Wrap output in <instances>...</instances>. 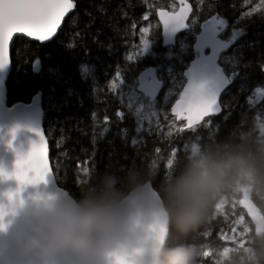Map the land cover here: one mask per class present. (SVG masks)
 I'll use <instances>...</instances> for the list:
<instances>
[{"label":"trees","instance_id":"obj_1","mask_svg":"<svg viewBox=\"0 0 264 264\" xmlns=\"http://www.w3.org/2000/svg\"><path fill=\"white\" fill-rule=\"evenodd\" d=\"M175 1L74 0L76 7L51 41L40 43L22 36L14 40L8 103L40 97L53 171L59 185L75 200L98 191L103 178L112 176L123 199L150 183L167 210L175 178L197 162L223 178L222 188L238 180L245 182V177L253 189L264 186V151L259 147L258 129L264 103L250 106L247 102L250 96L256 97L257 90L264 91V0H186L194 5L192 17L198 21L191 25V33L180 38L189 35L186 39L193 44L201 23L218 13L226 22L223 38L233 40L224 54L230 59L222 60L232 80L221 98L223 111L207 123L186 129L184 120L176 121L171 115L183 86L177 87L162 115L150 121L151 129L144 122V131H136L144 118L136 105L127 107L123 93L127 85L150 67L157 69L165 87L164 69L181 70L177 81L184 85L183 71L194 59L192 48L182 54L177 46L164 48L161 41L156 12L172 10ZM149 21L153 53L133 55ZM82 68L88 69L87 75ZM162 97L151 109L161 107ZM216 195L207 202L201 221L187 230L169 218L165 249L191 246L196 250L194 264H213L210 253L226 245L224 235L234 220L227 205L219 208ZM254 200L264 214V204L256 196ZM254 235L252 225L246 246Z\"/></svg>","mask_w":264,"mask_h":264},{"label":"water","instance_id":"obj_2","mask_svg":"<svg viewBox=\"0 0 264 264\" xmlns=\"http://www.w3.org/2000/svg\"><path fill=\"white\" fill-rule=\"evenodd\" d=\"M73 10L66 14L60 29ZM194 10L195 7L190 1L181 4L176 10H157L156 18L161 27V41L164 48L175 46L180 36L188 32ZM184 13L187 14L185 22L189 26L179 31L163 29L164 16L178 17ZM213 17L220 19L218 13L209 16L201 23L199 32L195 36L192 45L194 59L183 71L185 83L178 99L171 106V114L174 118L176 116L172 109L181 100L184 86L189 82L194 86H203L208 90L223 88L219 96L222 110L211 117L220 115L223 111L221 98L232 84V80L220 60L222 54L231 47L232 43L221 37V25L213 23L211 20ZM21 36L40 43H47L55 37L41 42L26 34H15L9 42L6 55L10 59V64L0 68V167L8 171L14 170L18 153L27 155V153L33 152L32 142L34 141V157L39 158L41 154L43 155L51 177L47 182L26 184L22 191L14 178L0 179V206H3L7 213L0 217V264H136L137 258L147 245L156 242L164 247L168 235L167 210L161 196L149 183L137 187L123 199L126 215L120 226L110 235L114 243L112 250L97 254H80L65 250L52 260L39 258L35 252L23 254L24 246L31 238L38 235L39 229L43 228L44 217L39 213L40 208L54 198L75 199L67 189L59 185L53 171L49 141L44 129V109L40 97H34L30 102H19L13 105L8 103L7 80L12 69L11 46L14 40ZM35 70H39L38 64L35 65ZM140 76L149 83L159 85L152 101L155 102L164 89V83L157 69L146 68L139 73L138 77ZM226 76L228 77L227 81L225 80ZM186 101V106L191 108L190 114L195 117L201 106L199 99L193 101L190 95L186 97ZM188 114V111L182 112L185 117ZM207 118L210 117H204L203 121L196 126L202 124ZM176 120H184L186 129H193L188 128L187 119L176 118ZM34 128L41 129L43 141L31 130ZM13 129L16 130L15 138L12 135ZM8 193H13L12 198H9ZM247 193L241 200V206L251 220L255 234L264 232V214L251 198V191Z\"/></svg>","mask_w":264,"mask_h":264},{"label":"clouds","instance_id":"obj_3","mask_svg":"<svg viewBox=\"0 0 264 264\" xmlns=\"http://www.w3.org/2000/svg\"><path fill=\"white\" fill-rule=\"evenodd\" d=\"M116 179L105 176L98 191L79 200L54 198L43 205V228L24 246L23 254L35 252L42 259L52 260L57 254L71 250L80 254L105 253L114 248L110 235L120 226L126 209L116 189ZM224 180L197 162L175 178L169 193L167 216L183 230L203 218L207 202L222 188ZM196 250L191 246L165 249L159 243L147 245L136 264H194ZM230 264H264V232H257L250 244Z\"/></svg>","mask_w":264,"mask_h":264},{"label":"snow or ice","instance_id":"obj_4","mask_svg":"<svg viewBox=\"0 0 264 264\" xmlns=\"http://www.w3.org/2000/svg\"><path fill=\"white\" fill-rule=\"evenodd\" d=\"M76 4L74 0H0V68L10 64V59L6 55L9 42L12 40L15 34H26L28 37L34 38L41 42L48 41L54 37L57 31L60 29L61 24L66 14L74 9ZM163 15V14H162ZM146 18V17H145ZM187 14H181L180 16H164L163 29L172 31H179L187 26L188 23ZM213 23L226 26V22L223 19L213 17ZM144 31H147L145 29ZM148 46H145V52ZM135 63V61H133ZM83 69V75H87L88 69ZM228 80V77H225ZM158 84L149 83L144 77H134L130 84L127 85L128 94L126 99L128 100L127 107L133 108L134 105H141L142 101L148 102L151 107V102L156 95V88ZM223 88H217L215 90L205 89L203 86H194L191 82L184 86V92L181 95V100L177 102L176 106L172 109L176 118L187 119L188 128H194L197 124L203 121L204 117H211L219 113L222 108L219 102V96ZM192 96L193 101L199 99L200 110L194 117L191 115V108L187 107L186 97ZM123 102V101H122ZM250 106L254 103H264V101H254L253 96L248 98ZM188 111L189 114L185 117L182 112ZM140 115L143 117L144 112L141 110ZM117 116L123 117V113L118 112ZM108 118L105 117L107 123ZM144 120L138 121L137 133L144 131ZM207 123V122H205ZM152 125L149 122V129ZM39 136L43 141V134L40 128L31 129ZM183 131V129H181ZM16 130H12L13 138H15ZM132 144L136 145L137 140L133 139ZM33 152L18 153L15 161V169L8 171L7 169L0 167V179H12L14 178L20 185V190H23V186L26 184H35L41 181L47 182L51 177V173L48 169L46 161L43 159V155L39 158L34 157L35 142H32ZM158 151V150H157ZM85 173L87 169L83 170ZM9 198H12L13 193L7 194ZM3 206H0V217L6 215Z\"/></svg>","mask_w":264,"mask_h":264},{"label":"rangeland","instance_id":"obj_5","mask_svg":"<svg viewBox=\"0 0 264 264\" xmlns=\"http://www.w3.org/2000/svg\"><path fill=\"white\" fill-rule=\"evenodd\" d=\"M175 2H177V3H174V5L172 6L173 10H176L181 4L185 3L186 0H177ZM150 15H151V13H148L146 19H148L150 17ZM219 18H220V16H219ZM191 21H192L191 25H193V24L197 23L198 18L197 17L192 18ZM151 27L152 26H151V23L149 21L147 26H145L142 29L143 36L141 38V42L135 47V51H133V55H136V53H137V55H139V56H144L146 54H149V53L152 54L153 53V45L155 42L149 39V31L151 30ZM224 27L225 26L221 25V29H222L221 37L222 38H223L222 35H223V28ZM145 29H147V31H144ZM188 32L191 33V30H189ZM194 36H196V34H194ZM185 37L189 38L190 36L186 35ZM186 38H180L177 41V44L175 45V46H177V49L179 50V52L182 54H185L189 49L192 48V45H193L191 43V41L186 39ZM223 39L232 43L231 47L226 51V52H228L233 46V40L227 39V38H223ZM146 45L148 46V49L145 52V46ZM173 47L174 46H172L168 49H171ZM226 52H224L221 56V60H220L221 64H222V60L228 61L230 59L229 54L224 55ZM223 55H224V57H223ZM153 58L155 59L156 57L153 55ZM229 69L232 70V66H229ZM164 72L165 73H162V74L166 76L168 84L165 87V82L162 79V81L164 83L163 92L161 93L160 97L155 102H151V105L154 103L156 104V102H158V100L163 96L162 102H161V107H159L158 109H156V107L151 109L152 106L149 107L148 102H146V101H142V108H141L140 104L136 105L138 110H140V111L142 110L144 112V116H143L144 119L143 120L147 123H149L153 119L159 118V116L162 115V110H164L166 102L169 101L171 96L175 94L176 88L177 87L181 88L183 86V85H180V83H178V81H177L178 75L180 73H182L181 70L174 69L173 67H166L164 69ZM123 93L127 97V94H128V88L127 87H126V89H124ZM255 96L258 98H256V97H253V98L257 101H260L261 99H263L262 97L264 96V91L263 90H257L255 92ZM174 119L176 120V118H174ZM207 119H209V118H207ZM258 129H259L260 136H261L260 141L262 142V144L259 147H261V149L264 151V114L259 117ZM244 181L245 182L238 180L233 184H228V185L224 186L223 188H221V190L216 195L217 205L219 206V208H225V206L227 205L230 212L234 216L233 217L234 220H233V225H232L233 227H232L231 231H229L227 234L224 235V240L227 242L226 245H223L219 248V250H215V251L210 253L213 264H227V262H230V259H229L230 257H233L234 254H236L238 252H242L244 249L247 248L246 242L249 240L248 235L252 231V225L253 224L251 223V220L246 216L247 213L244 210V208L241 206L242 205L241 200L244 199L245 194H248L247 192L251 191L250 195H251V198L253 199V201L257 204V202L254 200V196H256L259 199V202H262L264 204V186H258V188H254L252 191L251 187H250L252 185H250L248 183L247 177H245ZM241 207L243 208V210L240 209Z\"/></svg>","mask_w":264,"mask_h":264},{"label":"bare ground","instance_id":"obj_6","mask_svg":"<svg viewBox=\"0 0 264 264\" xmlns=\"http://www.w3.org/2000/svg\"><path fill=\"white\" fill-rule=\"evenodd\" d=\"M149 13H152V10L149 12ZM249 34V33H248ZM29 39V38H28ZM13 44V43H12ZM11 49H12V46H11ZM252 172V171H251ZM248 173H250L249 171H248ZM249 178H250V180H253V181H255L254 180V176L253 175H249ZM199 264H204V263H199Z\"/></svg>","mask_w":264,"mask_h":264}]
</instances>
